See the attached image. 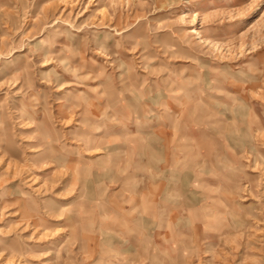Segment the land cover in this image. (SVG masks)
<instances>
[{
	"label": "rangeland",
	"instance_id": "obj_1",
	"mask_svg": "<svg viewBox=\"0 0 264 264\" xmlns=\"http://www.w3.org/2000/svg\"><path fill=\"white\" fill-rule=\"evenodd\" d=\"M263 167L264 0H0V264H264Z\"/></svg>",
	"mask_w": 264,
	"mask_h": 264
},
{
	"label": "crops",
	"instance_id": "obj_2",
	"mask_svg": "<svg viewBox=\"0 0 264 264\" xmlns=\"http://www.w3.org/2000/svg\"><path fill=\"white\" fill-rule=\"evenodd\" d=\"M191 119H192V122H194V119L192 118V117H189V119L187 118L186 119V121H185V127L187 128V124H189V123H191ZM130 129V128H129ZM180 128L178 127V121H177V118H175V117H171V119H170V134H171V136H169V139H167V143L169 144V145H164V148H166V149H168L169 151H168V156L171 158V159H176V158H178V155H180L179 153H180V151L178 150V148H179V146L180 145H176L175 143L177 142V140H176V136H177V134H178V131H180L179 130ZM128 130V129H127ZM131 130V129H130ZM132 131H135V129H132ZM176 141V142H175ZM188 142V141H187ZM197 143H199V141H189V144L190 145H186V147H190V151H188V155L191 157V158H194V156H195V148H199L200 147V145H198ZM202 146V145H201ZM144 147V146H143ZM145 147L147 148V147H149L148 145L146 146L145 145ZM155 155H156V160L158 159L157 157L159 156V154H158V152H157V150H155ZM170 159V160H171ZM159 161H156V163H158ZM171 163V162H170ZM150 163L149 162H147L146 161V159H144V158H141L140 159V161L138 162V164H137V169L139 168V170L142 172V170L143 171H145V170H147V168L148 167H150ZM171 165H172V167H173V171H171V179L167 182L168 184H166L167 185V193L170 195V197L172 196L171 195V193L173 194V193H175V191H182V193L183 192H185L186 191V184L184 183H178V180H176V178H177V166H176V163L175 162H172L171 163ZM192 165H193V167H192V169L193 168H196L199 164L197 163V162H194V163H192ZM187 169V168H186ZM126 170V167H125V169L123 170V171H125ZM156 170H158V168L156 169ZM189 170H191V168L189 169ZM188 170V171H189ZM140 173V172H139ZM187 176V173L186 174H184V178H188V177H186ZM134 177V176H133ZM137 179H138V184H139V186H142L141 184H143L144 185V183L143 182H146L145 181V178H144V176L142 175V174H138L137 176ZM173 177V178H172ZM124 179H127L125 176L123 177ZM175 181V182H174ZM180 184V185H179ZM171 186V187H170ZM169 187H170V189H169ZM180 189V190H179ZM184 189V190H183ZM159 194H160V185L159 184H155L154 185V198H153V200H152V206H153V208L154 209H156L157 211H159V210H161L162 208H164L165 206L166 207H168V209H171V210H174L173 208H175L176 207V205L177 204H175V203H172L171 201H167L166 203L165 202H163L162 200H161V198H160V196H159ZM180 194H181V192H180ZM147 195V194H146ZM144 201H145V199H143V201H141V202H143L144 203ZM173 204V205H172ZM155 205V206H154ZM184 205V204H183ZM156 207V208H155ZM144 226V225H143ZM157 227H158V225H156ZM139 233H142V232H139ZM158 233V232H157ZM138 242H143L142 241V239H140V238H138V237H136V238H132V240H129V241H127V245H129L130 243H132V244H135V243H138ZM166 242H174V240L171 238V241H166ZM140 249L138 248V247H135V253L132 255V258L133 259H136V258H141V257H144V252H142L141 250L139 251ZM128 252H130L129 250H128V248H127V250L125 251V253H128ZM177 253H180L179 252V250L178 249H174V248H171L170 250H168V259H167V263L166 264H171V261L173 260H175V254H177ZM148 255V254H147ZM146 255V256H147Z\"/></svg>",
	"mask_w": 264,
	"mask_h": 264
},
{
	"label": "bare ground",
	"instance_id": "obj_3",
	"mask_svg": "<svg viewBox=\"0 0 264 264\" xmlns=\"http://www.w3.org/2000/svg\"><path fill=\"white\" fill-rule=\"evenodd\" d=\"M157 138V137H156ZM163 141V140H162ZM156 145V144H155ZM158 152V151H157ZM238 154V153H237ZM160 156H161V154H160ZM165 156V155H164ZM162 158V157H161ZM154 160V159H153ZM199 163V162H198ZM158 168V167H157ZM264 168V167H263ZM158 171H159V169H158ZM164 172H166V171H164ZM194 176V175H193ZM184 179V178H183ZM168 181V180H167ZM175 182V181H174ZM183 183V182H182ZM181 184V183H180ZM189 184V183H188ZM182 185V184H181ZM183 186V185H182ZM167 187V186H166ZM171 187V186H170ZM170 187H169V189H170ZM184 190V189H183ZM164 193V192H163ZM184 193V192H183ZM186 195V194H185ZM184 195V196H185ZM178 197V196H177ZM191 197V196H190ZM176 198V197H175ZM182 198V197H181ZM200 198V197H199ZM192 199V198H191ZM196 199V198H195ZM204 198H202V200H203ZM194 200V199H193ZM167 202V201H166ZM176 204V203H175ZM155 206V205H154ZM156 208V207H155ZM154 214V213H153ZM154 221V220H153ZM154 223V222H153ZM156 223V222H155ZM152 237V236H151ZM85 246V245H84ZM132 262V261H131Z\"/></svg>",
	"mask_w": 264,
	"mask_h": 264
}]
</instances>
